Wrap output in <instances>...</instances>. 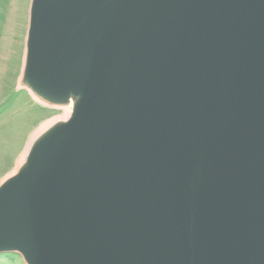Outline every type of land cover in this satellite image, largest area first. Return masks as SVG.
Here are the masks:
<instances>
[{"label": "water", "instance_id": "95a60500", "mask_svg": "<svg viewBox=\"0 0 264 264\" xmlns=\"http://www.w3.org/2000/svg\"><path fill=\"white\" fill-rule=\"evenodd\" d=\"M22 84L75 105L0 185V254L264 264V0H32Z\"/></svg>", "mask_w": 264, "mask_h": 264}, {"label": "rangeland", "instance_id": "374dc122", "mask_svg": "<svg viewBox=\"0 0 264 264\" xmlns=\"http://www.w3.org/2000/svg\"><path fill=\"white\" fill-rule=\"evenodd\" d=\"M31 1L0 0V185L25 164L28 154L17 167L32 137L55 120L67 121L73 111L72 105L38 104L19 86L26 60ZM0 264L25 263L17 254H0Z\"/></svg>", "mask_w": 264, "mask_h": 264}, {"label": "bare ground", "instance_id": "6f19581e", "mask_svg": "<svg viewBox=\"0 0 264 264\" xmlns=\"http://www.w3.org/2000/svg\"><path fill=\"white\" fill-rule=\"evenodd\" d=\"M22 78H23V73H22ZM22 78H21V83H20V87H24L23 86V84H22ZM29 93H30V95H31V97L33 98V100L35 101V102H37L38 104H41V105H46V104H44L42 101H41V98L38 96V95H36L35 93H33V92H31V91H29ZM73 104V105H72ZM69 105H72V106H74L75 105V100H70V102H69ZM69 110V109H68ZM60 120V121H59ZM59 120H57L58 122H56V120L55 121H53V122H51V123H49L47 126H44L41 130H39L38 131V133H36V135L34 136V137H32V139L29 141V144H28V147H27V150H26V152H25V154H24V156H23V158L21 159V161L19 162V164L17 165V167H19L22 163V161H23V159H25V157H26V155L28 154L29 155V152H31V150L33 149V147H34V144H35V142L38 140V139H41V137H43L48 131H50L53 127H55V126H57V124L59 123V122H64L65 120L64 119H59ZM69 119H67V121H68ZM67 121H65V122H67ZM28 155H27V157H28ZM5 180V179H4ZM6 180H8V177H7V179ZM5 180V181H6ZM4 182V181H3Z\"/></svg>", "mask_w": 264, "mask_h": 264}]
</instances>
